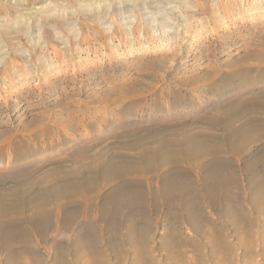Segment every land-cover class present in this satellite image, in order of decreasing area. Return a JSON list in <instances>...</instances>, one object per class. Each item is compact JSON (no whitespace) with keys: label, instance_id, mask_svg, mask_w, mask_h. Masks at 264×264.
<instances>
[{"label":"rangeland","instance_id":"1","mask_svg":"<svg viewBox=\"0 0 264 264\" xmlns=\"http://www.w3.org/2000/svg\"><path fill=\"white\" fill-rule=\"evenodd\" d=\"M84 22L77 63L0 67V264H264V18L164 47Z\"/></svg>","mask_w":264,"mask_h":264},{"label":"bare ground","instance_id":"2","mask_svg":"<svg viewBox=\"0 0 264 264\" xmlns=\"http://www.w3.org/2000/svg\"><path fill=\"white\" fill-rule=\"evenodd\" d=\"M25 1L9 0L7 3L0 0L1 5L11 6L16 10L9 19L0 12V67L7 66L8 63L15 65L16 56L24 60L25 64H30L29 60L33 54L38 62L47 63L45 49L50 45L54 48L56 44L60 47L62 45L68 55L77 59L73 60L72 64L77 63L82 43L87 40L84 21L91 23V31L97 28L95 31L109 37L108 44L116 32L123 31L130 35L138 31L139 34L142 32L143 39H148L150 33V37L158 42L155 47H164L181 46L182 42L196 36L195 32H191L194 21L200 28L214 21L216 26L210 25L211 29L218 32L216 27L219 26L220 30L227 25L228 19L235 23L257 16L264 18V0H72L71 5H66V2H60L61 5L58 3L59 6L48 5V14L44 13L45 6L38 7L33 4L27 7ZM34 1L43 3L46 0ZM87 25L89 26V23ZM145 33L148 36H145ZM9 40L15 44L14 49L12 44L11 47L8 44ZM22 40L26 46H21ZM143 44L141 43L142 47H145ZM57 53L54 51V54ZM56 65L54 64V67ZM25 80L26 78L22 77L20 81ZM72 143L75 144L76 141Z\"/></svg>","mask_w":264,"mask_h":264}]
</instances>
